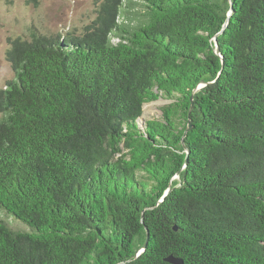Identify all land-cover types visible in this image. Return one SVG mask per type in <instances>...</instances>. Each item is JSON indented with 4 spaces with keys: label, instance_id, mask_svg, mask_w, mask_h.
Returning <instances> with one entry per match:
<instances>
[{
    "label": "trees",
    "instance_id": "16d2710c",
    "mask_svg": "<svg viewBox=\"0 0 264 264\" xmlns=\"http://www.w3.org/2000/svg\"><path fill=\"white\" fill-rule=\"evenodd\" d=\"M5 59L0 264H264V0H101Z\"/></svg>",
    "mask_w": 264,
    "mask_h": 264
},
{
    "label": "rangeland",
    "instance_id": "374dc122",
    "mask_svg": "<svg viewBox=\"0 0 264 264\" xmlns=\"http://www.w3.org/2000/svg\"><path fill=\"white\" fill-rule=\"evenodd\" d=\"M101 0H0V88L15 78V74L5 59L9 41L20 37L28 39L30 30L35 29L46 36L81 34L96 17ZM134 1V0H133ZM202 85H199V89ZM170 102L164 99L145 104L139 118L142 127L146 121L160 120L161 108ZM179 183L178 176L172 179ZM9 218L0 211V222ZM24 226V225H23ZM15 229L20 227L10 223ZM139 251L136 252V256Z\"/></svg>",
    "mask_w": 264,
    "mask_h": 264
},
{
    "label": "water",
    "instance_id": "95a60500",
    "mask_svg": "<svg viewBox=\"0 0 264 264\" xmlns=\"http://www.w3.org/2000/svg\"><path fill=\"white\" fill-rule=\"evenodd\" d=\"M216 53H217V52H216ZM168 192H169V190H168L166 193H168ZM145 245H146V242L144 243V246L142 247V250L145 248ZM166 260H167L169 263H172V264H179L178 261L175 260V259L172 258V257H168Z\"/></svg>",
    "mask_w": 264,
    "mask_h": 264
}]
</instances>
